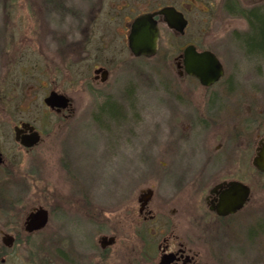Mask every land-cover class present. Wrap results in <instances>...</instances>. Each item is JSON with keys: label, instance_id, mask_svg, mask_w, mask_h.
Listing matches in <instances>:
<instances>
[{"label": "rangeland", "instance_id": "obj_1", "mask_svg": "<svg viewBox=\"0 0 264 264\" xmlns=\"http://www.w3.org/2000/svg\"><path fill=\"white\" fill-rule=\"evenodd\" d=\"M182 3H189L184 35L160 24L157 53L133 57L127 47L132 19ZM250 10L264 14V0H0V142L15 182L45 185L57 213V198L67 186H86L77 195L92 199L114 231L127 229L131 244H140L136 233L148 224L138 228L134 222L139 191L152 187L151 203L164 212L186 204L197 196L191 182L203 180L202 149L218 143L199 126L185 140L184 129L173 123L175 112L189 111L195 125L207 116L208 100L228 107L239 102L245 120L253 102L264 110V53L249 52L244 43ZM186 42L210 49L224 67L211 97L195 80L176 75L173 58ZM100 66L108 71L104 82L93 79ZM51 90L72 101L68 118L43 103ZM24 120L42 133L30 152L13 139L12 126ZM76 209L67 205L66 218H77ZM94 236L90 227L72 225L50 238L86 251Z\"/></svg>", "mask_w": 264, "mask_h": 264}, {"label": "flooded vegetation", "instance_id": "obj_2", "mask_svg": "<svg viewBox=\"0 0 264 264\" xmlns=\"http://www.w3.org/2000/svg\"><path fill=\"white\" fill-rule=\"evenodd\" d=\"M186 5L189 3L167 5L182 13L187 21L183 33L167 27L174 36H183L188 27L184 13ZM154 18L158 28L160 24L166 25L161 15ZM190 44L199 52L210 51L199 48L194 42H186L173 62L177 77L198 82L185 71L181 57L183 48ZM216 83L203 86L198 82V85L211 97L212 92L208 91L216 87ZM176 97L179 98L178 95ZM69 101L65 108L46 107L65 119L73 112L70 98ZM245 109L250 112L247 120L242 117L243 105L239 102L228 107L227 102L219 101L215 106L208 100L205 107L207 116L197 118L195 125L194 118L187 116L189 111L175 112L173 123L184 129L185 140L199 126L206 132H212L218 143L215 147L202 149L205 166L200 176L203 180L191 182L192 194L197 196L194 199L190 196L186 204L177 202L170 213L164 212L162 207L151 203L154 197L152 187L139 191L133 211L134 222L138 228L148 225L144 230L138 229L136 234L141 243L137 245L131 244L127 229L114 231L92 199L77 195L82 190L85 192L86 186H67V191L63 190L57 198V213L50 205L53 201L45 185L34 180L22 181V185L16 183L15 168L8 164L0 142V264H17L18 259L25 264H264V180L259 179L264 177V170L254 163L258 154L264 152V110L258 108L257 102ZM12 131L14 142L24 152H30L42 141V133L31 121H18L12 126ZM34 132L39 140L31 146H24L15 139L16 135L21 139ZM242 156L244 166L241 164ZM78 172L81 173L80 168ZM243 173L251 178L245 180ZM75 177L83 183L81 175ZM147 194L150 196L145 199ZM71 203L78 206L75 219L66 218L64 213ZM38 210L46 211L43 225L28 229L31 226V223L28 225V217ZM166 214L167 217L170 215V223L164 216ZM72 225L90 227L95 235V244L84 247L86 251H82V245L70 247L51 241L50 236ZM73 234V237L77 235L76 232ZM146 236L148 244L144 241ZM110 237L112 242L107 243ZM210 240H218V244ZM219 241L224 243L220 245Z\"/></svg>", "mask_w": 264, "mask_h": 264}, {"label": "water", "instance_id": "obj_3", "mask_svg": "<svg viewBox=\"0 0 264 264\" xmlns=\"http://www.w3.org/2000/svg\"><path fill=\"white\" fill-rule=\"evenodd\" d=\"M156 15H161L170 29L183 33L187 21L182 13L172 6H164L153 12L139 14L130 23L127 36V45L132 56L148 58L156 54L159 38V30L154 18ZM181 57L183 59L185 71L196 77L204 86L215 83L223 75L222 64L211 51L205 50L199 52L196 51L194 45L190 44L183 49ZM93 73V79L99 78L100 82H104L108 76V71L102 67L94 69ZM43 102L49 108L54 109L65 108L70 101L64 94L51 90L43 99ZM15 139L20 141L24 146H31L38 142L39 136L34 132L27 138L19 139L16 135ZM0 163H2L1 153ZM254 163L259 169L264 170V152L258 154L257 162ZM149 196L150 195L147 194L145 199ZM28 219V225L31 223L28 229L41 227L46 219V211L38 210L36 213L31 214ZM112 239L113 238L110 237L107 243H111Z\"/></svg>", "mask_w": 264, "mask_h": 264}, {"label": "trees", "instance_id": "obj_4", "mask_svg": "<svg viewBox=\"0 0 264 264\" xmlns=\"http://www.w3.org/2000/svg\"><path fill=\"white\" fill-rule=\"evenodd\" d=\"M247 18L251 25L244 43L249 52L264 53V14L250 10Z\"/></svg>", "mask_w": 264, "mask_h": 264}]
</instances>
